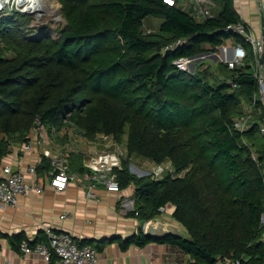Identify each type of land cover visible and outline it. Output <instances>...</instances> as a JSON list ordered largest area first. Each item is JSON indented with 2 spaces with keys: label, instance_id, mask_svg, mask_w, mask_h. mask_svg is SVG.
<instances>
[{
  "label": "trees",
  "instance_id": "16d2710c",
  "mask_svg": "<svg viewBox=\"0 0 264 264\" xmlns=\"http://www.w3.org/2000/svg\"><path fill=\"white\" fill-rule=\"evenodd\" d=\"M56 1L65 21L56 38L29 28L19 12L0 16V165L11 143L29 141L37 122L72 126L89 141L111 136L124 142L125 158L113 172L121 190L136 188L129 214L140 221L136 234L119 240L122 248L164 243L189 264H263L264 105L256 101L249 130L234 129L258 91L250 44L224 32L241 20L234 0H215L220 11L200 20L162 0ZM229 38L246 50L243 66L200 61L193 72L176 69L177 59ZM178 39L187 43L162 52ZM133 156L167 162L171 171L158 180L138 177L129 171ZM49 169L42 159L37 171ZM167 204L191 242L144 235L142 225ZM24 240L10 242L17 250ZM41 242L43 232L29 246Z\"/></svg>",
  "mask_w": 264,
  "mask_h": 264
},
{
  "label": "crops",
  "instance_id": "0c3cea01",
  "mask_svg": "<svg viewBox=\"0 0 264 264\" xmlns=\"http://www.w3.org/2000/svg\"><path fill=\"white\" fill-rule=\"evenodd\" d=\"M185 1L179 0L177 5L180 7ZM184 6L187 9H183L184 11L193 14L199 20L202 19L190 0H187ZM234 7L237 13L240 12L238 14L242 21L261 37L264 0H234ZM219 11L220 6L217 3L211 12L216 15ZM235 44L234 39L229 38L214 50L200 55L204 58L198 62L205 61L211 68L218 62L224 63V58H230ZM206 48L210 49L209 46ZM259 71L264 73V61L260 63ZM43 128L44 139L39 136V132L32 130L28 136L29 141L12 143L9 154L2 160V163H10L27 178L43 184L45 190L41 195L20 197L17 206L0 210V264H57V258L54 256L44 259L35 254L25 255L20 247L16 250L10 242L12 237L22 235L25 237L22 242L29 245L36 240L39 233H45L47 229L68 233L79 244L95 248L100 253L97 264H145L149 255L157 261H165L167 254L168 256L175 253L184 254L164 243H150L145 247L130 245L126 248L119 244V240L136 234L140 227V221L131 216L130 210L124 207L126 200H134L136 188L132 185L120 190L119 193L108 192L101 181L92 180V173L85 167V159L88 155L108 153L112 156L109 163L119 168L126 153L124 142L117 143L111 136L104 135H98L95 140L89 141L72 126L60 129H49L44 126ZM23 145H29L30 149L24 150ZM61 154L68 158V172L75 173L78 177L70 180L63 190L55 191L48 186L52 180L51 164L47 171L37 169L42 159L50 161ZM75 156L80 157V165L73 159ZM135 162L136 157L133 156L130 165ZM71 164L75 170L70 169ZM81 168H84L82 173L78 171ZM28 169H32L33 173L28 172ZM131 170L133 171L129 167L132 173ZM92 183L94 187L91 189ZM167 206L169 212H160L171 217L175 207L171 204L165 207ZM143 226L144 224L142 229ZM183 260L184 263L188 262L186 254L183 255ZM178 264H181L180 259Z\"/></svg>",
  "mask_w": 264,
  "mask_h": 264
},
{
  "label": "built area",
  "instance_id": "2783aa9c",
  "mask_svg": "<svg viewBox=\"0 0 264 264\" xmlns=\"http://www.w3.org/2000/svg\"><path fill=\"white\" fill-rule=\"evenodd\" d=\"M163 3L174 6L177 5L179 0H162ZM197 12L202 18H212L214 14L211 12L215 7V0H190ZM240 13V12H238ZM241 18V16H240ZM264 29V26H263ZM224 32L227 34L239 36L245 43H249L252 48L254 56L253 71L254 76L257 79L258 91L252 99L251 104L245 105L244 112L237 117L233 122V127L238 132H246L252 127V116L256 101H260L264 105V73L259 71L260 62L259 58L261 54H264V36L255 38L252 31L246 23L240 20V22L228 25ZM187 43L185 39H178L175 42L165 46L162 52H173L179 47L184 46ZM246 50L241 43H236L232 48V53L229 59L224 58V63L229 70H233L237 67L243 66L246 58ZM203 56L196 57H182L174 62L177 70L183 72H191V65L195 64L199 59H203ZM39 132V136L44 139V128L37 122V126L33 129ZM259 131L264 135V125L259 126ZM12 143L10 144L11 149ZM24 150H29V145H23ZM106 153L100 155L88 156L85 159V167L92 173L93 181H101L108 192L119 193L120 188L116 181V175L113 172V167L109 160L111 159ZM51 164V176L50 186L55 191L63 190L70 180L76 179L78 176L75 173L70 174L69 161L66 155L61 154L50 160ZM28 172L33 173L32 169H28ZM161 179V178H160ZM94 187L93 183L90 188ZM44 185L27 178L21 171L14 169L10 163H1L0 165V210H4L9 207H15L18 204L19 198L30 195H41L44 192ZM91 194L89 193V196ZM134 200H126L124 207L128 210H132ZM161 208L160 211H163ZM64 216H62L63 218ZM260 224L262 228L261 242L264 244V208L260 215ZM47 235V243H39L34 247H30L26 242H22L19 247L21 251L26 254H35L41 256L44 259H49L51 256L57 258V264H97L100 253L89 245H80L72 236L65 232H55L50 229L45 230ZM184 254H173L166 256L165 261H157L153 256H148L145 264H178L179 259L181 264L184 263ZM240 264L239 260L231 262L228 259L220 258L217 264ZM264 264V262H263Z\"/></svg>",
  "mask_w": 264,
  "mask_h": 264
},
{
  "label": "rangeland",
  "instance_id": "374dc122",
  "mask_svg": "<svg viewBox=\"0 0 264 264\" xmlns=\"http://www.w3.org/2000/svg\"><path fill=\"white\" fill-rule=\"evenodd\" d=\"M4 1H5L4 4L0 3V16H4V17L12 16V14L15 11L19 12L25 15L27 19H30L29 28L35 30L37 29L43 30L47 32L50 37L56 38L58 36V32L65 23L60 13V5L56 0H36L34 4H32V9H29L30 6L28 7L23 6V4H21L19 0H4ZM185 2H187V0ZM185 2H182L180 4V7L182 9L187 10L186 6H184ZM152 19L153 21L157 22V24L161 22V20H159L158 18H152ZM249 28L252 31V34L255 38H260V35H258L255 31L254 33L251 27ZM124 139L125 138H123V140ZM121 151L123 153V150ZM92 155H88V156H92ZM122 156H124V154H122ZM131 165L129 167L130 169H133V171L131 170L132 174L138 177L147 176L157 180L163 178L164 175L170 173L171 171L170 165L167 162L161 165H155L154 163L139 157H136V162ZM163 211L166 212L165 208Z\"/></svg>",
  "mask_w": 264,
  "mask_h": 264
},
{
  "label": "water",
  "instance_id": "95a60500",
  "mask_svg": "<svg viewBox=\"0 0 264 264\" xmlns=\"http://www.w3.org/2000/svg\"><path fill=\"white\" fill-rule=\"evenodd\" d=\"M262 36H264V29L262 30ZM263 61H264V54H261L259 58V62L263 63ZM193 70H194V64L191 65V72ZM143 229H144L143 230L144 235L152 239L162 240L171 236L174 238L181 239L183 241H188V242L192 241L191 236L189 235L187 230L183 227V225L175 221L173 218L168 217L162 213L154 216L153 218L145 222Z\"/></svg>",
  "mask_w": 264,
  "mask_h": 264
},
{
  "label": "bare ground",
  "instance_id": "6f19581e",
  "mask_svg": "<svg viewBox=\"0 0 264 264\" xmlns=\"http://www.w3.org/2000/svg\"><path fill=\"white\" fill-rule=\"evenodd\" d=\"M19 1H20L21 4H23V6H27V7L30 6L29 9H32V4H34V2L36 0H19ZM0 3L4 4L5 1L4 0H0ZM165 210L167 212H169V206L165 207Z\"/></svg>",
  "mask_w": 264,
  "mask_h": 264
}]
</instances>
